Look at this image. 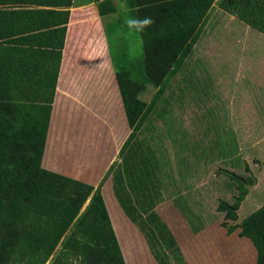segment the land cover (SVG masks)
Wrapping results in <instances>:
<instances>
[{"label": "rangeland", "instance_id": "obj_1", "mask_svg": "<svg viewBox=\"0 0 264 264\" xmlns=\"http://www.w3.org/2000/svg\"><path fill=\"white\" fill-rule=\"evenodd\" d=\"M94 1L73 9L72 23L98 27L103 55L66 58L42 166L101 190L127 264H256L253 242L239 227L230 234L217 207L238 194L221 169L251 179L235 223L264 205V31L215 0L160 88L142 76L143 37L125 23L135 0H107L105 14ZM124 59L139 67L144 108L153 103L134 135L116 74ZM197 211H215L214 233Z\"/></svg>", "mask_w": 264, "mask_h": 264}, {"label": "trees", "instance_id": "obj_2", "mask_svg": "<svg viewBox=\"0 0 264 264\" xmlns=\"http://www.w3.org/2000/svg\"><path fill=\"white\" fill-rule=\"evenodd\" d=\"M214 1L135 0V17L154 20L140 32L142 76L162 88L177 74ZM107 4H99L102 14ZM73 5L0 0V264H127L101 190L42 166ZM220 6L264 31V0H221ZM128 63H117L116 74L134 135L153 103L144 108L143 80L134 75L139 67ZM220 172L236 180L238 190L233 202L219 199L222 224L230 234L241 228L257 248L256 264H264V205L235 223L251 179Z\"/></svg>", "mask_w": 264, "mask_h": 264}, {"label": "crops", "instance_id": "obj_3", "mask_svg": "<svg viewBox=\"0 0 264 264\" xmlns=\"http://www.w3.org/2000/svg\"><path fill=\"white\" fill-rule=\"evenodd\" d=\"M75 1L76 0H74V5L71 7L70 22L68 24L65 47L63 49V59H62L61 70H60V74H59V80H58L56 92H58V89H59L60 84H61L63 71H64V68L66 65L65 64L66 58L77 57L79 55V53H81V52H82L81 53L82 57L91 56L94 58H98L99 57L98 43L100 44V47H101L100 50H102V55H103V42H102V38H100V35H98V33H99L98 27L96 25H91V24L83 26V25L78 24V23H72V19L74 17L73 9H78V7H79L85 12L88 8H92L94 5H98V1H94V0L93 1H85L78 7L75 5ZM84 16H86V14ZM89 29H91V30H89ZM100 58H102V57H100ZM93 119L98 121L97 120L98 118H96L95 116H93ZM126 142L127 141L124 142V145L126 144ZM123 147H121L117 151V155H116L117 157L120 156L121 151L123 150ZM118 199H119V202H121L119 197H118ZM228 201H230V200H228ZM220 213L222 214V220L221 221H223L225 213L224 212H220ZM196 215H197L198 219L202 218L204 220V222H203L205 225L204 229L208 230L209 232L213 231V233H214L216 226H215V221L213 219V217H214L213 215H215V211L213 212V214H210L209 212H206V213L202 212L201 213L200 211H197ZM198 227H200V226H198Z\"/></svg>", "mask_w": 264, "mask_h": 264}, {"label": "clouds", "instance_id": "obj_4", "mask_svg": "<svg viewBox=\"0 0 264 264\" xmlns=\"http://www.w3.org/2000/svg\"><path fill=\"white\" fill-rule=\"evenodd\" d=\"M125 23L130 29H134L138 32H143L146 28L150 27L154 20L151 17L141 18H128Z\"/></svg>", "mask_w": 264, "mask_h": 264}]
</instances>
